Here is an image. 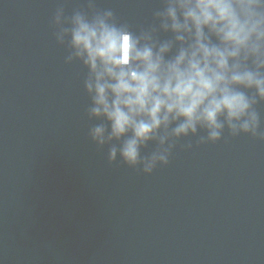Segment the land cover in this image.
<instances>
[{
	"label": "water",
	"instance_id": "95a60500",
	"mask_svg": "<svg viewBox=\"0 0 264 264\" xmlns=\"http://www.w3.org/2000/svg\"><path fill=\"white\" fill-rule=\"evenodd\" d=\"M61 6L87 10L0 0V264H264V140L182 137L151 173L110 162L89 135L88 69L55 39ZM162 6L96 0L134 32Z\"/></svg>",
	"mask_w": 264,
	"mask_h": 264
},
{
	"label": "clouds",
	"instance_id": "9594fccd",
	"mask_svg": "<svg viewBox=\"0 0 264 264\" xmlns=\"http://www.w3.org/2000/svg\"><path fill=\"white\" fill-rule=\"evenodd\" d=\"M86 5L71 15L58 7L54 35L65 63L88 69V115L100 121L89 135L110 162L119 155L151 173L182 137L214 142L227 129L264 140V0H163L135 32L96 0Z\"/></svg>",
	"mask_w": 264,
	"mask_h": 264
}]
</instances>
